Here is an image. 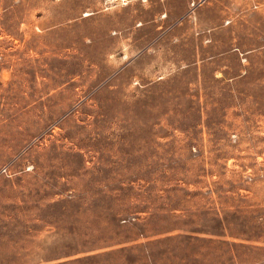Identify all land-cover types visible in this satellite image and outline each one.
<instances>
[{"label": "rangeland", "instance_id": "1", "mask_svg": "<svg viewBox=\"0 0 264 264\" xmlns=\"http://www.w3.org/2000/svg\"><path fill=\"white\" fill-rule=\"evenodd\" d=\"M0 264H264V0H0Z\"/></svg>", "mask_w": 264, "mask_h": 264}]
</instances>
